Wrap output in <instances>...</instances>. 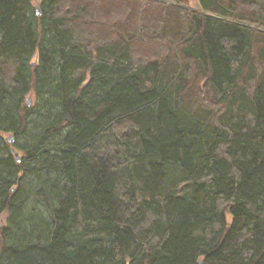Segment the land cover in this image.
<instances>
[{"label": "trees", "instance_id": "obj_1", "mask_svg": "<svg viewBox=\"0 0 264 264\" xmlns=\"http://www.w3.org/2000/svg\"><path fill=\"white\" fill-rule=\"evenodd\" d=\"M197 1L0 0V264H264V0Z\"/></svg>", "mask_w": 264, "mask_h": 264}, {"label": "rangeland", "instance_id": "obj_2", "mask_svg": "<svg viewBox=\"0 0 264 264\" xmlns=\"http://www.w3.org/2000/svg\"><path fill=\"white\" fill-rule=\"evenodd\" d=\"M34 2L37 4L38 0H34ZM189 5L191 6V8H194V9L200 8L199 2L197 0H190ZM34 60H36V57L34 58ZM28 99H32V96H29ZM8 137H9V135L6 138H8Z\"/></svg>", "mask_w": 264, "mask_h": 264}, {"label": "water", "instance_id": "obj_3", "mask_svg": "<svg viewBox=\"0 0 264 264\" xmlns=\"http://www.w3.org/2000/svg\"><path fill=\"white\" fill-rule=\"evenodd\" d=\"M37 11H38V14L40 13V9H39V5H37ZM28 103L31 105V99H28ZM7 141H9V142H14V138H13V136H9L7 139H6ZM16 154V156H18V153H15ZM18 160H20V157L18 156Z\"/></svg>", "mask_w": 264, "mask_h": 264}]
</instances>
